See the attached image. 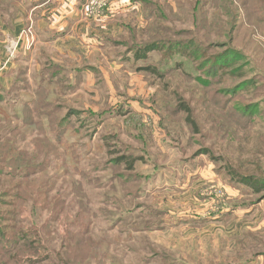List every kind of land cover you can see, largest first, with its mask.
I'll list each match as a JSON object with an SVG mask.
<instances>
[{"label": "rangeland", "instance_id": "rangeland-1", "mask_svg": "<svg viewBox=\"0 0 264 264\" xmlns=\"http://www.w3.org/2000/svg\"><path fill=\"white\" fill-rule=\"evenodd\" d=\"M5 1L0 8L15 13L17 3ZM256 1L124 0L113 20H95L96 33L70 50L34 42L13 54L0 70V159L45 163L24 186L30 199L19 201L29 241L39 246L23 248L37 251L26 264L68 255L62 264H246L264 251L263 213L248 214L264 203V191L254 195L226 173L264 177V158L260 166L247 162L264 136V5ZM154 41L184 45L134 59L138 45ZM6 46L0 43L2 63ZM146 65L161 79L139 71ZM181 101L193 109L198 134L179 112ZM236 107L243 112L237 121ZM35 109L54 120L25 124ZM43 136L55 153L40 143ZM121 156L144 162L130 172L115 164ZM2 165L0 198L10 205L13 166ZM8 205L0 213L12 211ZM78 223L86 224L82 235H67ZM12 224L0 222L4 230ZM246 233L259 245L244 238L238 247Z\"/></svg>", "mask_w": 264, "mask_h": 264}, {"label": "trees", "instance_id": "trees-1", "mask_svg": "<svg viewBox=\"0 0 264 264\" xmlns=\"http://www.w3.org/2000/svg\"><path fill=\"white\" fill-rule=\"evenodd\" d=\"M135 2H138V0H135ZM259 4L264 5V0L256 1V6ZM156 21L159 22L157 24V29L162 30L161 29L162 27L160 28L161 18H159L157 16ZM177 36L179 37L182 35H177ZM189 36H190L189 41L185 42V43L182 41H164V42L163 41H154L153 43H148L145 45L143 43L141 45H138V47L133 52L134 59L135 60L145 59L146 55L149 54L150 52L162 51V50H164V48H165V50H171L172 48H174L176 46H182L184 44L185 45L186 44H192L191 40L193 39V36L191 34ZM260 61L262 62L263 68H264V52L260 58ZM214 66H212V67H214ZM139 71L148 72V74H150L152 76L154 75V76L158 77L159 79H161V76H162L160 74V72L156 69V67L153 65L143 66L139 69ZM37 104H41V102H39ZM178 108H179V112L183 113L184 121H185L186 125L190 128L191 132L193 134H198V132H199L198 131L199 130L198 124L194 118V112H193V109L191 108V106L187 102L181 101V103L178 105ZM232 111H233V115L237 118L236 121L238 120V115L240 116L241 119L243 118L242 109L236 107ZM43 116H41L40 112L35 109L33 111V113L30 112L25 117H23V122L27 125L39 126V125H42V123H39L42 119H46L49 122H52L54 120L51 116H47V114L45 116L48 118H43ZM35 118H36V120H35ZM36 121H38V123H36ZM249 134L250 133H246V137H248ZM39 141H40V143L41 142L44 143L45 148L50 150L52 153H55V147H54L52 141H50L45 136H43L42 140L40 139ZM254 148L255 149L253 151V157L250 161H247V162L250 164L260 166L259 157L264 158V136H262L260 140L259 139L257 140V143L255 144ZM201 152H202L201 154H203V155H209L211 153L208 151V149H204ZM254 154H255V156H254ZM126 158L127 157L121 156V157L115 159L114 161H115V164L117 166H119V164H121V163L127 164L126 170L130 171V172L133 170L134 164L136 161L144 162V158L141 156L138 158H131V157H129L128 159H126ZM25 161L26 160L23 157H20L18 155L12 156L11 154H6L5 156H3L0 159V165L1 166H4L2 164H5V162L12 164L13 167L12 168L10 167L9 168L10 170H8V172H9L8 177L10 179H12L9 182H15V186L17 188V192L14 193V195H12L13 199L16 200L15 203L8 205L7 203H4L2 201V198H0V205L6 204V205L11 206L13 208L12 211H9V212L6 211L4 213H0V222L11 221L13 223L12 225H9L7 227L8 228L7 230H4L2 227V226H6V225H0V241L3 242V245L0 244V264L32 263V260L30 259L29 255L37 254V251L29 250V249H25L23 251V248H26V247L30 248L33 246L39 247L34 242L29 241L30 238H28V236L32 235V233H30V230H28V228L23 227L22 223H23V218L25 216L23 213H24L25 209H24V204H21L19 201H26L27 199H30V197L24 193L25 192L24 186L30 183L29 178L32 176V174H35L37 172H42L43 166L45 165V163L41 162L38 165H30V162L26 163ZM229 169H231V168H229ZM0 171L2 173V169H0ZM5 172H7V171H5ZM226 173H228V176L231 179L233 178L231 176V174L233 176H235V178L238 180V183L248 184L251 188V193L254 195L255 194L259 195L264 191V179L262 181L263 183L260 182L259 184H257L258 182L256 181V178L261 177V176L242 175L240 173V171L237 169H233L232 171L227 170ZM261 178H264V177H261ZM254 182H257V183H254ZM43 197H44V192L40 191L38 193V198L31 199V203H32L33 207H36L39 204L38 202L43 200ZM8 213H9V215H8ZM51 214H55V211H52ZM68 223L72 224L75 222L70 221ZM78 226H79V230L76 234L71 235L70 233H67V235H70V236L82 235V233L84 232V230L86 228V224L78 223ZM47 228H48V224H44L42 230L45 231ZM67 232H68V229H67ZM246 234H248V233H246ZM238 238H236L237 239L236 243L238 244V247H239V244L241 245V242L244 240V238H246L245 241L250 246L254 245L255 243L257 245H259V242L256 241V237H254L253 235L248 234L247 237H243V238L241 237L242 239L241 238L238 239ZM263 238H264V235H263ZM38 243H40V242L38 241ZM237 252H238L237 256H239V258L242 259L244 254L240 251H237ZM38 257H39V255H38ZM259 257H264V251H262L260 253L257 252V254L254 255L253 259H250L249 261L247 260L245 262H246V264H254L258 260ZM69 258H70V256L68 255L64 259L58 258L57 259L58 261L53 262V263H49V264H62V261L64 262L65 260H68ZM251 258H252V256H251Z\"/></svg>", "mask_w": 264, "mask_h": 264}, {"label": "crops", "instance_id": "crops-1", "mask_svg": "<svg viewBox=\"0 0 264 264\" xmlns=\"http://www.w3.org/2000/svg\"><path fill=\"white\" fill-rule=\"evenodd\" d=\"M8 1H14L18 7L15 9V13L11 14L0 8V35L4 39L0 43L2 45L4 41L6 43L9 41L17 43L14 54L22 50H28L34 42V45L38 48L40 46V49L51 48L57 51L62 47L65 50H70L71 44L77 38L83 39L88 34L96 33L95 30L90 28L95 20H108L110 22L114 19L115 14L121 10L120 6L126 7L125 3H122L123 1L108 4L104 7L100 17L89 18L84 14V6L88 0ZM5 3L7 2L3 0L2 4ZM13 64L14 60L10 66ZM253 211H261L264 216V203L262 202L254 209L252 208L248 214ZM254 264L264 263L257 260Z\"/></svg>", "mask_w": 264, "mask_h": 264}, {"label": "built area", "instance_id": "built-area-1", "mask_svg": "<svg viewBox=\"0 0 264 264\" xmlns=\"http://www.w3.org/2000/svg\"><path fill=\"white\" fill-rule=\"evenodd\" d=\"M71 1V0H70ZM124 1V0H88L86 5L84 6L85 16L89 18H97L102 15L104 7L108 4H112L115 2ZM17 43L13 41H9L6 46V58L3 61L2 65L0 66V70L4 69L8 63L13 58L14 49Z\"/></svg>", "mask_w": 264, "mask_h": 264}]
</instances>
